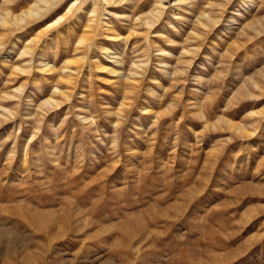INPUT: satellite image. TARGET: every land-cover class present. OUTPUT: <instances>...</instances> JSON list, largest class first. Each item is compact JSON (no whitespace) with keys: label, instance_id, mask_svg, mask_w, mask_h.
<instances>
[{"label":"rangeland","instance_id":"374dc122","mask_svg":"<svg viewBox=\"0 0 264 264\" xmlns=\"http://www.w3.org/2000/svg\"><path fill=\"white\" fill-rule=\"evenodd\" d=\"M48 1L0 0V264H264V0Z\"/></svg>","mask_w":264,"mask_h":264},{"label":"bare ground","instance_id":"6f19581e","mask_svg":"<svg viewBox=\"0 0 264 264\" xmlns=\"http://www.w3.org/2000/svg\"><path fill=\"white\" fill-rule=\"evenodd\" d=\"M43 2H44V5L45 4H51V3H49V1L48 0H42ZM105 1H108V0H105ZM110 2V1H109ZM74 3H76V2H74ZM47 6V5H46ZM48 7V6H47ZM37 8V7H36ZM46 8V7H45ZM40 9V8H39ZM39 9H29V10H27V11H25V12H22L26 17H30L31 18V16H33V14L34 13H37L38 11H39ZM70 9V8H69ZM68 10V9H67ZM22 14V15H23ZM15 20H17V18H15ZM22 20V18L20 19V21ZM19 21V20H18ZM108 51V50H107ZM109 55V54H108ZM116 57L117 56H114V57H112V58H114L113 60H115L116 59ZM39 63V62H38ZM46 67V66H45ZM98 69H101V70H107L108 68H105L104 66H101V64L100 65H98ZM111 70V72L112 73H117V71L116 70H114V69H110ZM46 71V70H45ZM44 72V71H43Z\"/></svg>","mask_w":264,"mask_h":264}]
</instances>
